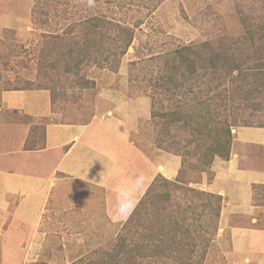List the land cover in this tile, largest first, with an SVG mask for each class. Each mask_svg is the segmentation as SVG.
I'll list each match as a JSON object with an SVG mask.
<instances>
[{"label": "trees", "instance_id": "16d2710c", "mask_svg": "<svg viewBox=\"0 0 264 264\" xmlns=\"http://www.w3.org/2000/svg\"><path fill=\"white\" fill-rule=\"evenodd\" d=\"M35 6L31 18L38 28ZM140 23L130 26L100 13L71 20L53 32L75 33L44 34L48 41L40 45L38 57L47 48L44 54H50L54 43L49 40L60 37L67 48L62 53L70 59L65 71L88 62L116 72ZM242 23L245 32L237 42H190L130 63L133 70L140 64L142 78L129 80H138L141 93L150 98L153 144L179 155L181 167L173 181L154 178L122 231L91 264L206 263L221 196L189 186L188 174L208 172L210 178L213 158L230 155L232 129L264 126V15H245Z\"/></svg>", "mask_w": 264, "mask_h": 264}, {"label": "rangeland", "instance_id": "374dc122", "mask_svg": "<svg viewBox=\"0 0 264 264\" xmlns=\"http://www.w3.org/2000/svg\"><path fill=\"white\" fill-rule=\"evenodd\" d=\"M35 2L36 19L48 20L38 22V28L31 18ZM94 13L130 26L141 21L116 72L100 70L88 62L65 71L64 66L70 59L68 54L62 53L67 48L60 37L49 40L50 44L54 43L50 54H44L47 48L38 57L40 45L48 41L44 34L67 37L75 32L53 31H61L71 20ZM248 14L264 15V0H0V89L48 88L52 109L60 119L89 121L96 114L108 116V110L117 101L145 98L140 94L143 86L138 81L142 78L140 64L133 70L131 62L143 63V59L151 55L190 42L219 38L237 42V37L245 32L242 22ZM129 77L138 80L131 82ZM145 100L149 104L139 102L136 108L139 115L145 113L148 117L150 98ZM130 108L135 109L134 105ZM130 139L146 154L154 149L148 132L143 136L131 132ZM194 179H198L196 174L189 173L187 180ZM81 191L92 195L84 198ZM101 200L102 193L97 189L75 188L62 202L47 205L35 229L22 230L25 232L22 244H17L18 239L21 242V223L15 221L13 226L11 222L7 231L0 230V264H91V260L97 261L122 231L121 223H112L106 216ZM216 225L205 264H243L232 258L219 220ZM4 236L13 242L3 245ZM3 248L7 250L6 255ZM21 249L25 254L18 260Z\"/></svg>", "mask_w": 264, "mask_h": 264}, {"label": "crops", "instance_id": "0c3cea01", "mask_svg": "<svg viewBox=\"0 0 264 264\" xmlns=\"http://www.w3.org/2000/svg\"><path fill=\"white\" fill-rule=\"evenodd\" d=\"M0 90V230L20 222L17 244L23 243L22 230L37 227L47 205L62 202L75 188L101 192L106 216L122 224L156 175L172 180L179 172L181 157L155 147L150 115L137 112L146 94L115 102L108 116L72 121L56 116L48 88ZM232 131L229 157L215 156L210 178L194 173L198 179L188 185L221 196L218 220L232 258L264 264V126ZM131 132L149 133L151 153L136 146ZM9 238L4 236L2 244L10 245ZM24 254L21 249L17 259Z\"/></svg>", "mask_w": 264, "mask_h": 264}]
</instances>
